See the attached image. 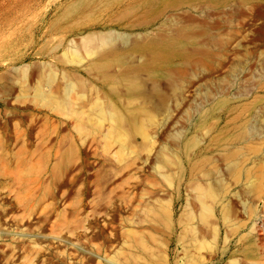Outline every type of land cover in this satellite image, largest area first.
I'll return each mask as SVG.
<instances>
[{"label":"rangeland","instance_id":"374dc122","mask_svg":"<svg viewBox=\"0 0 264 264\" xmlns=\"http://www.w3.org/2000/svg\"><path fill=\"white\" fill-rule=\"evenodd\" d=\"M0 264H264V0H0Z\"/></svg>","mask_w":264,"mask_h":264},{"label":"bare ground","instance_id":"6f19581e","mask_svg":"<svg viewBox=\"0 0 264 264\" xmlns=\"http://www.w3.org/2000/svg\"><path fill=\"white\" fill-rule=\"evenodd\" d=\"M245 139V133L244 132H241L238 136H237V140H241V141H244ZM232 158V157H231ZM236 158V157H235ZM233 159V158H232ZM231 160V159H229ZM240 168V166H239ZM248 175V174H247Z\"/></svg>","mask_w":264,"mask_h":264}]
</instances>
